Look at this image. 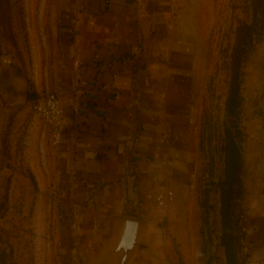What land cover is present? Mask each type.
I'll list each match as a JSON object with an SVG mask.
<instances>
[{"label": "rangeland", "instance_id": "obj_1", "mask_svg": "<svg viewBox=\"0 0 264 264\" xmlns=\"http://www.w3.org/2000/svg\"><path fill=\"white\" fill-rule=\"evenodd\" d=\"M177 9L191 47L188 173L150 196L147 249L128 264H252L264 255L253 239L264 238V0ZM58 13V0H0V264H116L111 223L74 227L59 147L35 108L54 91Z\"/></svg>", "mask_w": 264, "mask_h": 264}, {"label": "crops", "instance_id": "obj_2", "mask_svg": "<svg viewBox=\"0 0 264 264\" xmlns=\"http://www.w3.org/2000/svg\"><path fill=\"white\" fill-rule=\"evenodd\" d=\"M58 4L52 88L63 110L60 193L77 229L97 232L111 223L120 237L133 217L143 224L144 244L150 196L171 175L188 173L191 47L178 40L177 0ZM257 220L255 227L264 225ZM253 239L264 250V238ZM252 260L264 264V255Z\"/></svg>", "mask_w": 264, "mask_h": 264}, {"label": "built area", "instance_id": "obj_3", "mask_svg": "<svg viewBox=\"0 0 264 264\" xmlns=\"http://www.w3.org/2000/svg\"><path fill=\"white\" fill-rule=\"evenodd\" d=\"M36 110L45 119L51 140L55 146L62 142L61 126L63 122L62 103L55 91L47 90L36 102Z\"/></svg>", "mask_w": 264, "mask_h": 264}, {"label": "water", "instance_id": "obj_4", "mask_svg": "<svg viewBox=\"0 0 264 264\" xmlns=\"http://www.w3.org/2000/svg\"><path fill=\"white\" fill-rule=\"evenodd\" d=\"M142 222L138 219L127 218L124 221V229L113 252L116 256V264H128L136 248L145 245L140 241Z\"/></svg>", "mask_w": 264, "mask_h": 264}, {"label": "trees", "instance_id": "obj_5", "mask_svg": "<svg viewBox=\"0 0 264 264\" xmlns=\"http://www.w3.org/2000/svg\"><path fill=\"white\" fill-rule=\"evenodd\" d=\"M235 94H236V93H235ZM233 95H234V92H231V97H230V98H232ZM132 214L135 215V213H132Z\"/></svg>", "mask_w": 264, "mask_h": 264}]
</instances>
